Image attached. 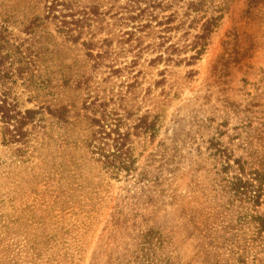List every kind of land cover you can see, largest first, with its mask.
<instances>
[{"label":"rangeland","instance_id":"rangeland-1","mask_svg":"<svg viewBox=\"0 0 264 264\" xmlns=\"http://www.w3.org/2000/svg\"><path fill=\"white\" fill-rule=\"evenodd\" d=\"M158 1L180 49L222 11L194 67L126 55L132 25L95 61L29 25L45 0H0L2 101L34 119L9 142L0 118V264H264V0Z\"/></svg>","mask_w":264,"mask_h":264},{"label":"trees","instance_id":"trees-1","mask_svg":"<svg viewBox=\"0 0 264 264\" xmlns=\"http://www.w3.org/2000/svg\"><path fill=\"white\" fill-rule=\"evenodd\" d=\"M103 1L104 4L98 2L86 4L78 0H45L43 15L31 19L29 25H33V28L36 29H41L48 23L55 25L68 44L74 47L82 46L85 56L91 59L94 58L95 61L107 56L109 52L107 49L110 48V41L113 39L111 36H114V30L132 25L133 32L117 36L118 43L122 46V52L126 55H132L135 61H140L144 55L158 54V57L149 64L151 69H155L158 64L173 67H180L185 64L187 67H194L196 61L205 54L215 29L220 27L224 19L222 11H217L216 15L206 22V34L201 37V43L194 47L183 46V49H180L182 48L180 44L167 46L173 39L168 34L176 29L172 27L175 22L174 19L170 16L159 21L160 17L156 13L157 11L165 12L169 10L172 1L164 4L158 0H146L143 7H141L142 2H135L138 9L131 5L132 0H129L130 4H126L124 8L121 7L123 0ZM208 3L209 1H203L199 4L191 3L188 4V7L194 12L197 8L202 9ZM104 7L106 8L104 9ZM163 20L166 21L163 22ZM155 24L156 26H154ZM33 28L31 32L34 30ZM156 28H160L161 31L155 33ZM11 36L12 34L0 22V42L3 44L10 43ZM105 36L108 39H104ZM98 37H100V40L96 41ZM99 45L101 46L99 47ZM197 47H199V51L196 52L195 56L189 59H180L182 55L193 52ZM6 61V58L0 56V118L4 124V140L14 142L26 127L32 125L34 119L30 120L21 114L12 116V110L8 107L7 101H2V98L6 99L5 90L15 77L11 73V69L7 68ZM134 66H136V63ZM166 72L164 71L160 75L164 77ZM60 80H63L60 87L66 89L69 81L65 77ZM160 83L166 85L167 82L162 80ZM1 92H3L2 95ZM57 111L63 113L59 116L60 119L64 117V114H68L66 107H62ZM37 114L33 113L35 116ZM12 127L13 131H11ZM101 127H107V124H102Z\"/></svg>","mask_w":264,"mask_h":264}]
</instances>
